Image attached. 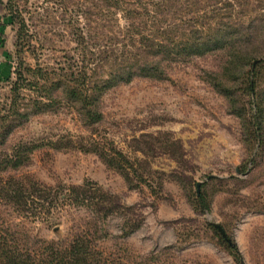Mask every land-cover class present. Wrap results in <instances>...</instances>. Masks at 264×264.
Wrapping results in <instances>:
<instances>
[{"label": "rangeland", "instance_id": "1", "mask_svg": "<svg viewBox=\"0 0 264 264\" xmlns=\"http://www.w3.org/2000/svg\"><path fill=\"white\" fill-rule=\"evenodd\" d=\"M197 1L210 4V29L193 40L208 39V47L166 57L161 79L138 77L107 90L93 133L63 87L44 90L55 100L37 95L42 78L21 83L18 103L12 92L21 62L47 73L66 68L68 56L80 62L66 7L28 0L35 25L29 21L17 45L20 24L0 0V127L4 119L15 126L0 159L19 143L42 144L30 163L0 177L46 186L96 182L117 204L100 213L66 204L49 221L2 205L7 224L45 241L68 239L75 224H99L112 264H240L215 224L238 244L245 264H264V0ZM219 27L227 33L220 44L213 41ZM34 99L44 111L14 123L7 109L31 108ZM86 142L99 152L84 151Z\"/></svg>", "mask_w": 264, "mask_h": 264}, {"label": "trees", "instance_id": "2", "mask_svg": "<svg viewBox=\"0 0 264 264\" xmlns=\"http://www.w3.org/2000/svg\"><path fill=\"white\" fill-rule=\"evenodd\" d=\"M28 0H7L6 9L13 23L20 24L17 45L24 38V28L34 24L33 16H26ZM61 3L69 13L70 35L77 43L74 49L81 55L80 62L68 56L67 67H59L49 73L43 67L38 70L24 67L21 62L18 77L12 80V92L20 96L24 87L21 83L38 78L45 79L38 85L37 94L55 100L53 94L44 90L58 91L62 87L67 98L75 101L83 112V122L95 133V126L103 118L100 109L102 96L107 90L138 77L161 79L165 75L162 62L168 56L183 53L190 55L208 47L209 41L193 40V36L208 35L209 2L197 0H49ZM24 3V4H23ZM25 5V9H24ZM224 16H221V19ZM220 19V20H221ZM212 28V27H211ZM216 33V34H215ZM213 41L224 43L227 33L224 27L216 29ZM195 34V35H194ZM211 35V32H210ZM214 37V36H213ZM31 75V80L26 74ZM26 78H25V77ZM11 81V76L7 78ZM51 92V91H50ZM46 95V96H45ZM31 108L12 106L7 109L14 123L27 121L30 114L44 111L41 100L34 99ZM256 118V115L253 117ZM2 120L0 145L13 132V123ZM51 142V141H50ZM49 145V143H48ZM42 144L23 142L16 145L13 153L0 159V174L16 170L30 163L31 153ZM86 152H99L92 143H83ZM104 154V152H103ZM117 165L109 162L110 167ZM115 167H118L115 166ZM123 168L130 170L128 164ZM136 175L137 169L132 170ZM128 176V174H127ZM201 205L208 207V201L198 193ZM87 206L100 213L103 209L112 211L116 203L107 198L96 182L87 181L80 185L58 184L46 186L37 181L16 179L13 176L0 177V206L12 207L18 216L49 221L61 206ZM4 211L0 209V264H112L113 256L99 244L102 230L99 224H75L73 235L66 240L45 241L34 238L19 224H7ZM74 227V226H73ZM214 231L226 241L229 249L240 264H245L238 244L226 238L224 230L212 225Z\"/></svg>", "mask_w": 264, "mask_h": 264}, {"label": "water", "instance_id": "3", "mask_svg": "<svg viewBox=\"0 0 264 264\" xmlns=\"http://www.w3.org/2000/svg\"><path fill=\"white\" fill-rule=\"evenodd\" d=\"M198 188H200V183L198 184Z\"/></svg>", "mask_w": 264, "mask_h": 264}]
</instances>
